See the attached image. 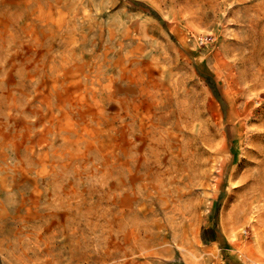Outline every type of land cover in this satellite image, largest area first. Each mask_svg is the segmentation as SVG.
Here are the masks:
<instances>
[{"label": "rangeland", "instance_id": "374dc122", "mask_svg": "<svg viewBox=\"0 0 264 264\" xmlns=\"http://www.w3.org/2000/svg\"><path fill=\"white\" fill-rule=\"evenodd\" d=\"M0 264H264V0H0Z\"/></svg>", "mask_w": 264, "mask_h": 264}]
</instances>
